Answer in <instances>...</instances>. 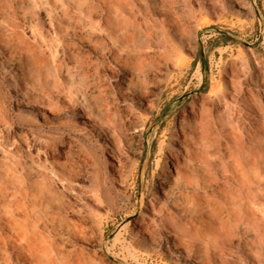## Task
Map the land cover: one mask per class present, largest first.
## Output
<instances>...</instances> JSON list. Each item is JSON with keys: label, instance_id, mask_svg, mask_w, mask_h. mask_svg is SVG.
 Here are the masks:
<instances>
[{"label": "rangeland", "instance_id": "rangeland-1", "mask_svg": "<svg viewBox=\"0 0 264 264\" xmlns=\"http://www.w3.org/2000/svg\"><path fill=\"white\" fill-rule=\"evenodd\" d=\"M0 264H264V0H0Z\"/></svg>", "mask_w": 264, "mask_h": 264}, {"label": "bare ground", "instance_id": "bare-ground-1", "mask_svg": "<svg viewBox=\"0 0 264 264\" xmlns=\"http://www.w3.org/2000/svg\"><path fill=\"white\" fill-rule=\"evenodd\" d=\"M52 114H54V113H52ZM83 119H87V117L86 116H83ZM93 127V126H92ZM96 127V126H95ZM94 128V127H93ZM98 131V130H97ZM99 135V134H98ZM103 135V134H102ZM106 139V138H105ZM105 141V140H104ZM98 142V141H97ZM99 144V143H98ZM111 145V144H110ZM101 147V146H100ZM103 147V146H102ZM97 151V150H96ZM103 152V151H102ZM103 155V154H102ZM98 164V163H97ZM96 164V165H97ZM98 169V168H97ZM97 172H98V170H97ZM23 195V198L25 199V198H27V196H26V194H22Z\"/></svg>", "mask_w": 264, "mask_h": 264}]
</instances>
